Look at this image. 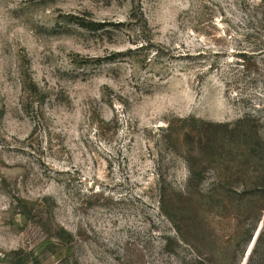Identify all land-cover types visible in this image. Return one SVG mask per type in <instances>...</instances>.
<instances>
[{"label":"rangeland","instance_id":"374dc122","mask_svg":"<svg viewBox=\"0 0 264 264\" xmlns=\"http://www.w3.org/2000/svg\"><path fill=\"white\" fill-rule=\"evenodd\" d=\"M0 264H264V0H0Z\"/></svg>","mask_w":264,"mask_h":264}]
</instances>
